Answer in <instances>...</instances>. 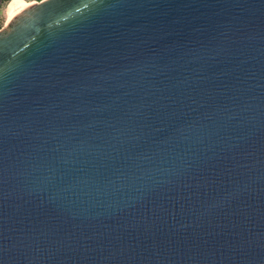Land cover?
Wrapping results in <instances>:
<instances>
[{
  "label": "water",
  "instance_id": "95a60500",
  "mask_svg": "<svg viewBox=\"0 0 264 264\" xmlns=\"http://www.w3.org/2000/svg\"><path fill=\"white\" fill-rule=\"evenodd\" d=\"M30 3L0 30V264H264V0Z\"/></svg>",
  "mask_w": 264,
  "mask_h": 264
},
{
  "label": "rangeland",
  "instance_id": "374dc122",
  "mask_svg": "<svg viewBox=\"0 0 264 264\" xmlns=\"http://www.w3.org/2000/svg\"><path fill=\"white\" fill-rule=\"evenodd\" d=\"M10 1L11 0L8 1L0 0V23H1L0 30L2 28L8 27L11 22V20L9 21V19L12 13L8 11V5ZM26 1L32 2V1H41V0H26Z\"/></svg>",
  "mask_w": 264,
  "mask_h": 264
},
{
  "label": "bare ground",
  "instance_id": "6f19581e",
  "mask_svg": "<svg viewBox=\"0 0 264 264\" xmlns=\"http://www.w3.org/2000/svg\"><path fill=\"white\" fill-rule=\"evenodd\" d=\"M19 1H21L22 3H24V4L27 5V6H30V4H31L30 2H28V1H26V0H19ZM8 11H9L10 13H12L11 16H10V19H9V21H10V20L13 19V16H14V13H15L14 0H11V1H10L9 5H8Z\"/></svg>",
  "mask_w": 264,
  "mask_h": 264
},
{
  "label": "trees",
  "instance_id": "16d2710c",
  "mask_svg": "<svg viewBox=\"0 0 264 264\" xmlns=\"http://www.w3.org/2000/svg\"><path fill=\"white\" fill-rule=\"evenodd\" d=\"M4 1H8V0H4ZM0 28H1V23H0Z\"/></svg>",
  "mask_w": 264,
  "mask_h": 264
}]
</instances>
